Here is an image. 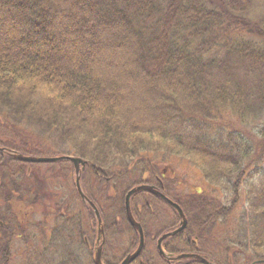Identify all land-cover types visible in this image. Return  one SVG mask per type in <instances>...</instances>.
Returning <instances> with one entry per match:
<instances>
[{
  "label": "trees",
  "instance_id": "1",
  "mask_svg": "<svg viewBox=\"0 0 264 264\" xmlns=\"http://www.w3.org/2000/svg\"><path fill=\"white\" fill-rule=\"evenodd\" d=\"M256 1L0 0V146L15 151L2 166L46 155L20 137L23 125L54 132L86 161L84 187L89 177L95 186L111 178L122 190L136 187L156 167L153 154L188 160L222 195L175 201L198 218H231L244 190L235 220H251L243 261L264 264V168L255 165L264 155V17L249 19ZM117 60L127 61L123 69ZM116 69L133 73L119 78ZM230 112L257 122L256 137L216 124ZM2 220L0 264H16L19 253L7 250L26 230L17 218ZM32 256L51 264L49 253L29 249L23 264ZM143 257L165 262L156 250Z\"/></svg>",
  "mask_w": 264,
  "mask_h": 264
},
{
  "label": "flooded vegetation",
  "instance_id": "2",
  "mask_svg": "<svg viewBox=\"0 0 264 264\" xmlns=\"http://www.w3.org/2000/svg\"><path fill=\"white\" fill-rule=\"evenodd\" d=\"M4 147L7 146H0V161L2 156L13 159L11 155L15 151ZM69 157L78 158L73 154ZM154 160L156 167L146 170L140 181L142 183L124 190L115 187L111 178L95 186L89 177V183L84 187L82 174L86 172L87 165L77 172L68 160L64 161L73 168H55L54 180L61 179V184L49 182L52 178L47 169H34L35 165L42 163L24 160L25 164L18 167L8 159L4 166L0 162V234L4 227L2 219L7 218L19 219L21 227L26 230V234L19 236L7 251L19 253L16 264H23L28 249L32 253L40 252L42 257L55 243L51 248L61 247L62 264L66 260L71 261L68 264H124L140 246L139 225L144 234V246L140 255L131 259L129 264H149L144 257L141 259V255L153 250L165 261L160 264H190L184 263V260L196 261L197 264H220L226 254V238L230 233L228 224L235 218H195L188 214L174 196L187 199V202L189 196L203 193V190L193 188L189 178L193 168L185 159H180L184 164L182 166L168 160ZM34 170L39 171L41 181L34 178ZM78 176L80 188L77 185ZM58 186L56 191L52 190V187ZM132 190L135 193L128 200ZM162 196L179 205L184 217ZM47 218L58 219L57 226L50 231L46 230L42 221ZM148 238L152 243H147ZM160 242L165 256L159 247ZM241 253L243 251L236 244L232 245L227 264H236V261L241 264L239 259L235 261V256ZM181 255L190 257L177 258ZM33 259L32 256L31 264Z\"/></svg>",
  "mask_w": 264,
  "mask_h": 264
},
{
  "label": "rangeland",
  "instance_id": "3",
  "mask_svg": "<svg viewBox=\"0 0 264 264\" xmlns=\"http://www.w3.org/2000/svg\"><path fill=\"white\" fill-rule=\"evenodd\" d=\"M207 1L209 3H214V4L222 3V0H207ZM263 17H264V0H257L249 15V19L251 21H258ZM261 43L262 45H264V42H261ZM126 62H127L126 60H117L114 62L115 64L114 68L122 67L123 69L124 66L126 65ZM127 72L125 70V73H121L120 71L117 70L114 72V75L119 78H123V76H125ZM128 73H133V72L130 71ZM133 85L134 87L131 85L130 89L132 91L135 90L134 91L135 93H139L138 91H140V89L138 90L137 88H140V87L138 86V84L134 83ZM216 124H219L221 128H223L226 132H231L233 129H235L239 132L246 134V136L244 135L243 136L248 141L252 140V138H255L257 135V132L255 131L256 127L258 126L257 122L249 121L246 124H241L234 116H232V112L226 113L223 116L221 115L217 119ZM21 129H23L24 132L20 130L21 132V133L19 132L20 137H22V139L27 140L31 146L37 145L39 147V150L46 153V155L43 157H54V156L62 155V154L71 156L72 153L70 151L69 146H67L66 144H63L60 138L58 137V135H56L54 132H47L45 129L38 127L36 125L32 127L23 125ZM15 134L18 135L17 133ZM149 157H151L152 159L169 160V162H172L177 165L179 163L181 166L184 165L182 163V160L178 159V157H174L173 159L170 160L169 159L170 156L161 154V153L153 154V155H150ZM263 157L264 155H262V158L260 160L255 162V165H257V168H264V158ZM185 161H188V160H185ZM188 163L190 164L191 168H193V170H191L189 174V178L192 181L193 188H195V190L197 189L203 190V194L209 195L211 198H214V197L220 198L222 194L220 195L216 190H214V188L210 186V184L206 183L199 169L194 167L190 161H188ZM38 167L47 169L49 171L50 177L52 178V180L49 181L50 183L55 182V183L61 184L63 182L61 181V179H60L61 182L59 180H54V175L56 172L55 168H60L62 166H58L57 164L55 165L44 164V165H39ZM58 188L59 186L56 188L52 187V190L56 191ZM244 208H246V194H245V191L243 190L241 193L240 203L235 209L231 217L235 219H232L231 223L228 224V226H230V233L227 235V238H226L227 242H226L225 258L222 259V260H225V264H227L229 248L234 244L240 243V244H243L244 246L243 253H242L243 255L237 257V259H239V263L244 264L245 262L243 260H244V257L247 256L246 253L248 254L250 253L247 243L250 241V236H251V226H250L251 220L247 219V221H244V222L235 221L236 219L241 217V214L244 211ZM199 216L200 217L202 216L203 218H207L205 215H199ZM195 218H198V217H195ZM35 220H40V218H35ZM42 221L45 224L46 230L48 231L56 227L58 223L57 218L55 219L47 218V219H43ZM2 231H4L3 228H2ZM17 245H20V244L18 243ZM20 246L23 247L22 245ZM117 247L120 248V244H117ZM60 249L61 247L60 248L54 247L49 250L48 259L51 262V264H59L61 261L60 259L63 258V254L60 253ZM87 262L89 261L87 260ZM246 264H251V263L246 262Z\"/></svg>",
  "mask_w": 264,
  "mask_h": 264
},
{
  "label": "water",
  "instance_id": "4",
  "mask_svg": "<svg viewBox=\"0 0 264 264\" xmlns=\"http://www.w3.org/2000/svg\"><path fill=\"white\" fill-rule=\"evenodd\" d=\"M21 159H24L25 161H29V162H34V163H54V162H57V161H60V160H68V161H71L74 164V166L77 169V172H80L81 167L84 169V166L86 165V162L83 159H81V158H74V157H68V156H63V157H27V158L21 156ZM77 185L80 188L79 176H78V180H77ZM134 193H135V190H132L129 193L128 200H129L130 196L133 195ZM162 197H163V199L168 200L170 202V204L178 211V213L182 217H184V213H183L182 209L179 207V205H177L174 202L170 201L165 196H162ZM137 227H139L138 228V233L141 236L140 246H139L138 250L136 251V253L133 256L127 258V260L125 261L124 264H129V262H130L131 259L137 258L140 255V253H141V251L143 249V246H144V234H143V230H142V228L139 225ZM159 247L161 249V242L159 243ZM161 252L165 256V254L163 253L162 249H161ZM189 257H190L189 255H181V256H178L179 259L189 258ZM192 257L195 258V256H192Z\"/></svg>",
  "mask_w": 264,
  "mask_h": 264
}]
</instances>
